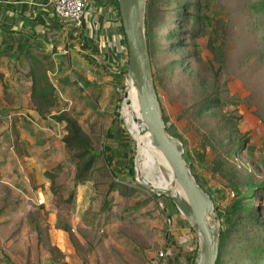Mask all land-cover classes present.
<instances>
[{
    "label": "rangeland",
    "instance_id": "rangeland-1",
    "mask_svg": "<svg viewBox=\"0 0 264 264\" xmlns=\"http://www.w3.org/2000/svg\"><path fill=\"white\" fill-rule=\"evenodd\" d=\"M262 2L147 0L146 6L150 62L164 122L178 137L188 166L213 200L212 225L219 235V230L228 228L220 264H249L253 246L264 242L263 229L238 223L241 213L225 216L234 198L227 192H245L264 183ZM130 83L127 77L116 104L99 113L101 121H82L79 107L64 113L69 118L79 115L95 153L103 158L89 178L79 182L85 185L80 194L69 151L60 169L55 168L58 165L50 169L54 179L48 191L53 197L43 206L23 200L24 175L13 176L20 171L19 163L25 167L24 154L12 148L9 129H4L9 121L0 120V264H69L58 246L53 247L59 230L69 235L82 264H151L160 259L165 242L172 238L167 217L179 211L172 199L138 180L137 143L123 114ZM59 103L56 109L65 106ZM130 159L135 184L124 168ZM113 181L127 182L133 193L125 197L116 192L112 209L102 213ZM35 193L24 195L36 199ZM248 204L264 223V191L258 190ZM23 206L28 208L26 214H18ZM23 233L21 239L18 235ZM9 237L20 239L7 245Z\"/></svg>",
    "mask_w": 264,
    "mask_h": 264
},
{
    "label": "crops",
    "instance_id": "crops-1",
    "mask_svg": "<svg viewBox=\"0 0 264 264\" xmlns=\"http://www.w3.org/2000/svg\"><path fill=\"white\" fill-rule=\"evenodd\" d=\"M87 3L84 27L77 29L72 21H62L55 16L50 0H0V53L28 47L32 58L42 62L55 84L57 95L62 98L58 103L65 105L52 108L55 111L52 114L68 113L74 106L83 109L82 121L96 122L101 121L102 109L108 110L116 104L119 88L127 81L124 71L128 66L129 49L126 36L120 31L121 17L113 0H87ZM31 63L30 58H22L14 64L7 55L0 57V120L9 121L5 127L2 124L5 130L9 129L12 148L24 154L25 167L19 163L21 172L17 171L13 178L23 173L20 184L24 194L37 192L36 199L23 194V200L28 201L27 205L38 202L43 206L53 197L48 191L52 181L46 178L45 172L67 160L70 153L61 143L66 134L65 129L60 130L62 125L54 122L50 115L42 119L36 111L31 99V81L26 77ZM73 118L81 125L79 115ZM76 184L83 194L84 183ZM27 209L23 206L17 213L25 215ZM171 218L174 222L172 238L167 239L161 250L166 256L152 260L151 264H192L199 242L198 232L178 212H173ZM58 233L59 236L52 235L53 247L58 246L69 264L72 261L82 264L69 235L64 230ZM18 236L22 239L25 235ZM18 239L9 237L5 243H16ZM48 262L52 263V259Z\"/></svg>",
    "mask_w": 264,
    "mask_h": 264
},
{
    "label": "water",
    "instance_id": "water-1",
    "mask_svg": "<svg viewBox=\"0 0 264 264\" xmlns=\"http://www.w3.org/2000/svg\"><path fill=\"white\" fill-rule=\"evenodd\" d=\"M118 1L129 49L128 77L137 92L144 120L141 132L149 133L152 143L163 153L175 179L184 191L187 202L163 190L156 192L159 196L172 199L179 213L197 227L199 253L196 264H216L219 256L220 235L211 223V215L214 211L213 200L193 176L181 142L167 132L155 91L145 29L147 0ZM127 93L128 90L125 93V103L129 104ZM141 182L150 187L146 180Z\"/></svg>",
    "mask_w": 264,
    "mask_h": 264
},
{
    "label": "trees",
    "instance_id": "trees-1",
    "mask_svg": "<svg viewBox=\"0 0 264 264\" xmlns=\"http://www.w3.org/2000/svg\"><path fill=\"white\" fill-rule=\"evenodd\" d=\"M113 4L119 16L121 17L119 1L113 0ZM261 6L264 7V2H262ZM120 21L122 24V19H120ZM120 31L125 36L123 24L121 25ZM146 39H147L149 56H150L148 33H146ZM3 55H7L8 59L14 64H16V62L18 61L20 62L22 58L32 59L30 70L28 71L26 77H29L31 81L30 83L31 99L36 106V111L42 119H46V115H50V118L54 122L64 125L66 134L64 135L61 143L65 145L68 151L73 153L72 161L76 164L77 182L85 181L87 178H89L91 173L95 170L96 165L102 160L103 157L95 153L89 141L88 136L85 134L81 125L78 123L76 119L66 117L64 113H61L59 115L52 114L53 112L51 109L57 106L58 104L57 88L55 87V84L48 76L47 70L43 66L42 62L40 60L32 58L31 51L29 50L28 47L17 48L12 53L10 52H6L5 54L0 53V57ZM124 75H127L128 77V66L124 71ZM167 132L169 133V129H167ZM172 136L178 138L174 135ZM133 162L134 160L130 159L128 160V166L127 164L124 165V168L128 167L127 176L130 178L131 184H135L134 182L136 181L135 168L133 166ZM61 167L62 165L59 164L55 168L60 169ZM45 176L47 179L51 181H53L54 179L52 177L51 170L46 171ZM193 176L195 177L197 183L202 188H204L200 184L194 173ZM258 190L264 191V183L261 186L253 187L245 192L241 191L238 193L232 190L235 196L231 204H229L228 206V210L226 212L227 215L225 214L227 219H229L230 215L232 214L241 213L239 216L238 223L250 222L252 224L257 225L260 229L264 230V223L259 222L257 218H255V209L251 208L248 204V201L253 202L255 200ZM116 192L119 193L121 196L128 197L133 193L132 185L128 184L125 181L111 182L108 191L105 193L103 199L105 200V202L101 208L102 213H107V211L112 209L110 205L115 204L113 195ZM227 231L228 228L225 231L219 230L221 239L219 241V256H218L217 264L221 263L222 252H223L222 250L224 247L225 237L227 236L226 235ZM253 249L254 251L253 250L252 251L255 254L251 258L253 259L251 260L252 262L249 264H264V242H262L258 246H253ZM197 253H198V247L195 250L194 261L192 264H196Z\"/></svg>",
    "mask_w": 264,
    "mask_h": 264
},
{
    "label": "bare ground",
    "instance_id": "bare-ground-1",
    "mask_svg": "<svg viewBox=\"0 0 264 264\" xmlns=\"http://www.w3.org/2000/svg\"><path fill=\"white\" fill-rule=\"evenodd\" d=\"M129 104H125L123 114L129 126V131L137 145V172L140 180H146L156 191L163 190L172 196L187 202L183 189L175 179L173 172L160 149L152 143L149 133L142 134L140 105L137 92L131 85L127 93Z\"/></svg>",
    "mask_w": 264,
    "mask_h": 264
},
{
    "label": "built area",
    "instance_id": "built-area-1",
    "mask_svg": "<svg viewBox=\"0 0 264 264\" xmlns=\"http://www.w3.org/2000/svg\"><path fill=\"white\" fill-rule=\"evenodd\" d=\"M50 2L57 18L62 21H72L77 29H82L84 27L85 18L89 8L87 0H50ZM227 194L230 197L235 196L233 192H227ZM166 223L169 234H172L174 224L173 219L167 217ZM192 227L196 229L195 226L192 225ZM165 256L166 255L163 252L159 254L160 258Z\"/></svg>",
    "mask_w": 264,
    "mask_h": 264
}]
</instances>
